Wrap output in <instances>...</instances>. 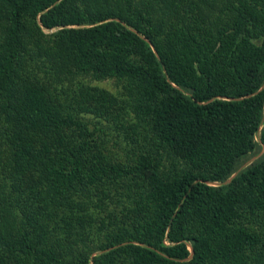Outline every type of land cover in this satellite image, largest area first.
I'll use <instances>...</instances> for the list:
<instances>
[{
    "label": "trees",
    "instance_id": "16d2710c",
    "mask_svg": "<svg viewBox=\"0 0 264 264\" xmlns=\"http://www.w3.org/2000/svg\"><path fill=\"white\" fill-rule=\"evenodd\" d=\"M0 264H264V0H0Z\"/></svg>",
    "mask_w": 264,
    "mask_h": 264
},
{
    "label": "rangeland",
    "instance_id": "374dc122",
    "mask_svg": "<svg viewBox=\"0 0 264 264\" xmlns=\"http://www.w3.org/2000/svg\"><path fill=\"white\" fill-rule=\"evenodd\" d=\"M45 31H48L45 29ZM86 81H88L91 84H96L99 86H102L106 89L111 90L114 93H119L122 90L123 87V81L114 75H107V76H95L93 74H89L88 77H86ZM89 118H92L91 116H87ZM115 133V131L113 132ZM114 136L116 138H114ZM109 148L112 150V152L119 157H124L125 155V148L128 145V142L126 141L125 137L120 133L118 135L109 134ZM262 147L257 146L251 154H249L246 158V160L243 161L241 166L246 165L249 163L253 158H255L257 155H259L262 151Z\"/></svg>",
    "mask_w": 264,
    "mask_h": 264
}]
</instances>
